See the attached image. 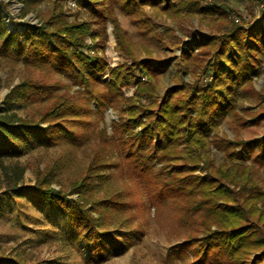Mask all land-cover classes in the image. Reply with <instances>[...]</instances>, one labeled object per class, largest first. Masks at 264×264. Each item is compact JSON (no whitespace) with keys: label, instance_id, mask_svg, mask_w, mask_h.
Here are the masks:
<instances>
[{"label":"trees","instance_id":"16d2710c","mask_svg":"<svg viewBox=\"0 0 264 264\" xmlns=\"http://www.w3.org/2000/svg\"><path fill=\"white\" fill-rule=\"evenodd\" d=\"M17 1L20 18L34 12L38 19H14L0 0V56L20 61L24 71L1 101L0 164L7 181L0 212L5 198L22 205L23 195H34L65 217L70 235L87 248V259L100 264L112 250L141 237L142 221L132 224L153 207L152 216L164 217L179 239L175 253L183 264H264V135L230 138L219 130L223 118L237 132L264 125V0H257L254 23L235 21L226 4L202 7L199 0H72L73 15L68 0ZM116 10L135 24L163 15L172 21L209 18L212 35L194 36L178 57L177 69L191 80L174 78L160 91L165 60L150 57L149 33L162 32L139 28L140 40L133 43ZM2 12L21 28L8 30ZM108 22L124 54L114 66L105 54ZM260 76L257 89L253 82ZM129 86L133 91L126 94ZM245 96L253 107L241 102ZM14 104L27 112L17 114ZM107 108L116 112L110 132L98 124ZM91 137L88 160L73 168L67 189L50 186L68 169L67 156L37 171L32 185H18L3 164L40 144L80 147ZM111 151L113 177L122 180V190L103 179ZM9 167L22 171L14 163ZM122 210L129 212L125 218ZM20 263L0 253V264Z\"/></svg>","mask_w":264,"mask_h":264},{"label":"rangeland","instance_id":"374dc122","mask_svg":"<svg viewBox=\"0 0 264 264\" xmlns=\"http://www.w3.org/2000/svg\"><path fill=\"white\" fill-rule=\"evenodd\" d=\"M4 1H7L6 9L12 14L14 19L21 20L26 18L33 23L37 21L38 17L34 12H28L24 17H19L21 2L17 0ZM212 2L226 4L230 8V16L233 19L236 17L239 19L246 18L254 23L258 17L260 4L257 0H199L202 7L208 6ZM46 5V3H41L39 6L44 8ZM75 8V2L68 0L66 10L73 15ZM144 9L147 14L150 12L147 6ZM115 12L120 25L126 30L133 43L140 40L139 28L146 29V26H148V28H151L150 32L152 30L162 32V35L159 34V36L152 32L149 33V36L153 38L150 43V57L154 60H165V68L157 83L160 91L171 85L175 81L174 78L185 82L191 80L188 74L177 69L178 57L183 44L191 41L194 36L201 34L212 35L213 32L209 28V18L187 16L178 21H172L163 15L160 18L144 19L147 21L146 24H135L130 20L129 16L117 10ZM72 18L73 16L70 17V19ZM2 20L8 30L14 31L15 28H21L10 21L5 12H2ZM107 33L105 54L108 64L114 66L124 60V54L116 48L112 27L109 22L107 23ZM87 43L92 44V41L87 39ZM138 51L141 56H145L140 49ZM23 74L24 71L20 61L15 62L0 56V109L2 108L1 101L9 88L17 83ZM253 84L259 89L262 86V77L254 78ZM133 88V86L126 87L124 92L131 94ZM241 102L246 106H254V102L247 96L243 97ZM91 104L94 107L93 102ZM11 109L19 115H24L27 112L25 106L18 104L12 105ZM91 115L93 114L91 113ZM104 115V122H98V124L100 126L106 125L108 132H110L111 120L116 118V112L111 108H107L104 111ZM93 119L97 121V116L93 115ZM219 130L222 133H226L230 138L236 133L243 137L264 135V125L237 132L226 118H223L220 122ZM90 139L93 141L80 147H70L64 143L40 144L23 155L4 160L3 164L6 166L10 179L16 180L18 185H32L37 171H44L47 164L53 159L62 155L67 156L70 162L68 169L63 170L62 174L50 183V186L56 189H67L73 168L75 166H83L88 160V154H90L94 145V139L92 137ZM212 153H215L214 157L219 159L220 152L213 148ZM106 158L102 167L104 172L103 179L109 188L122 190L124 187L122 180L113 177L116 172L112 164L115 160L114 152H108ZM13 163L22 168L20 174L12 172L9 166ZM5 177L4 169L0 164V192L6 185L7 178ZM96 192L102 193V189L99 187ZM69 196L76 198L77 194L73 193ZM22 198V205L17 204L13 198H5L3 201V213L0 212V253L16 257L23 264H94L92 260L87 259V248L70 235L66 219L59 211L48 205L36 202L34 195H23ZM131 210L135 212L134 206ZM124 211L122 210L119 213L121 217L125 218L129 212L122 214ZM153 212L154 209L151 207L150 214L145 212L144 219L137 218L136 214L134 218L137 219L132 226L136 227L138 222L142 221L144 231L141 237L126 249L121 251L112 250L100 264H183L182 258L175 253L179 239L171 234L170 225L165 221V218L153 217ZM127 228H131V226ZM5 260L10 261V259Z\"/></svg>","mask_w":264,"mask_h":264},{"label":"built area","instance_id":"2783aa9c","mask_svg":"<svg viewBox=\"0 0 264 264\" xmlns=\"http://www.w3.org/2000/svg\"><path fill=\"white\" fill-rule=\"evenodd\" d=\"M234 20H235V21H238V20H239V18H238V17H236V18H234Z\"/></svg>","mask_w":264,"mask_h":264}]
</instances>
